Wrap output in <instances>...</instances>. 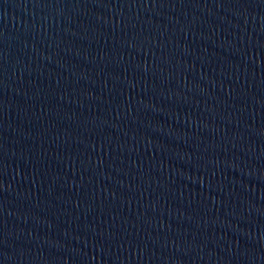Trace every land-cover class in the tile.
Returning a JSON list of instances; mask_svg holds the SVG:
<instances>
[{"label": "water", "instance_id": "obj_1", "mask_svg": "<svg viewBox=\"0 0 264 264\" xmlns=\"http://www.w3.org/2000/svg\"><path fill=\"white\" fill-rule=\"evenodd\" d=\"M0 264H264V0H0Z\"/></svg>", "mask_w": 264, "mask_h": 264}]
</instances>
